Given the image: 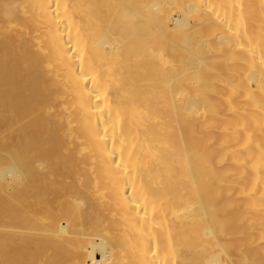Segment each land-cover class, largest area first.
<instances>
[{
	"label": "bare ground",
	"instance_id": "bare-ground-1",
	"mask_svg": "<svg viewBox=\"0 0 264 264\" xmlns=\"http://www.w3.org/2000/svg\"><path fill=\"white\" fill-rule=\"evenodd\" d=\"M0 264H264V0H0Z\"/></svg>",
	"mask_w": 264,
	"mask_h": 264
}]
</instances>
